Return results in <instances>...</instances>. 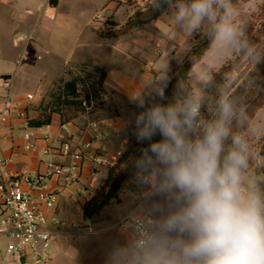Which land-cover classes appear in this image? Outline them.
I'll use <instances>...</instances> for the list:
<instances>
[{
    "label": "clouds",
    "instance_id": "obj_1",
    "mask_svg": "<svg viewBox=\"0 0 264 264\" xmlns=\"http://www.w3.org/2000/svg\"><path fill=\"white\" fill-rule=\"evenodd\" d=\"M165 28L154 73L129 95L139 144L104 264H264V41L236 0H150ZM204 36L169 103V51ZM171 42V48H167ZM226 66V68H225ZM219 70V71H218ZM219 76V79H218ZM159 135L160 139L154 140Z\"/></svg>",
    "mask_w": 264,
    "mask_h": 264
},
{
    "label": "rangeland",
    "instance_id": "obj_2",
    "mask_svg": "<svg viewBox=\"0 0 264 264\" xmlns=\"http://www.w3.org/2000/svg\"><path fill=\"white\" fill-rule=\"evenodd\" d=\"M236 3L241 5L243 12L247 13L252 38L264 41V0H236ZM75 4L76 9L72 13L59 16L51 30L50 28L43 30L41 25H36L35 31H32L37 13L34 15L29 10L32 12L37 8V0H21L10 13L3 11L0 15V77L13 78L11 81L13 97L26 93L34 97V100L29 102L31 109H37L36 104L41 103V110H45L47 106L51 109L58 108L64 121L83 119L85 122L107 121L114 126L118 124L120 129L117 130L118 136L115 138L116 148L121 152L118 161L126 149L136 141L131 135V128H127V139L124 132L132 113L139 110L129 102V98L122 91L115 87L119 85V75H117L119 73L115 71L119 70L122 75L131 78L133 73L129 71L136 61L140 70L138 74L141 73L139 78L142 81L147 72L150 76L154 73L156 61L165 52L164 45L158 42L159 29L165 28V18L161 17V13L156 19L138 23L125 34L118 35L117 31L123 29L130 19L137 23L150 18V15H146L148 11H152L149 7L150 0H119L116 5L120 11L115 10L111 15H100L95 19L92 18L90 8L83 9L84 12L88 11L87 14L81 13L80 7L83 3L78 0ZM90 23L91 29L102 39L90 31L88 27ZM13 26H17L20 32L18 34L24 32L27 36L22 35L21 38V35H14ZM17 38H21L22 41L18 46L14 45ZM206 41L207 39L202 35L194 37L190 52H185L183 40L178 41L176 50L169 51L168 55L171 79L182 70L184 61L193 48ZM35 43L41 48L35 49ZM26 45L28 53H26ZM166 47L170 49L171 42ZM25 54H27L26 58ZM145 57H152L148 60L150 67L147 66ZM108 74H110L109 79ZM260 74L264 77V65L260 66ZM73 80L77 82L79 100L88 98L86 104L58 102L64 83ZM248 103L254 109H264V92L259 95L249 94ZM259 145L264 146V140L259 141ZM116 152L117 150L114 153ZM117 161L110 168L114 167ZM106 179L98 182L95 193L103 186ZM127 189L128 187L120 193L119 200L112 199L100 214L94 216L95 220L106 219L97 225L98 227H93L91 222H78L77 230L94 228L105 230L113 225ZM83 202L85 200L77 202L74 211H78V204ZM66 223L67 228L72 230V223L67 221ZM112 234L113 232L110 231L99 236L75 234L69 239V244L90 257L84 264H100L104 261ZM6 246L4 238L0 237V264H15L7 256ZM92 247L93 257L88 252H84V250L91 251Z\"/></svg>",
    "mask_w": 264,
    "mask_h": 264
},
{
    "label": "crops",
    "instance_id": "obj_3",
    "mask_svg": "<svg viewBox=\"0 0 264 264\" xmlns=\"http://www.w3.org/2000/svg\"><path fill=\"white\" fill-rule=\"evenodd\" d=\"M20 1L21 0H0V15L3 14V11L4 12L7 11L10 13L13 9H15V7H17ZM77 1L78 0H37V8H35V10L32 12L29 10V12L34 15H36L37 13V20L33 22L34 25L32 31H35L34 28H36V25H41L43 30L47 28H50L51 30L53 28L54 22L57 21L59 16L72 13L76 9L75 3ZM79 1L83 3L82 6L80 7L82 11L81 13L86 12L87 14L88 11L85 10L84 12L83 9L90 8L91 9L90 13H92L91 15L93 19L99 17L100 15H111L115 10L120 11L119 9H117V5H116L117 1L119 0H79ZM91 23L88 25L90 31L98 36V33L91 29L90 27ZM17 29H18L17 26H13L14 35L20 33L19 30ZM18 35H21V38L22 35L25 37L27 36V34L24 32ZM21 43L22 41L17 39H15L14 41V45L16 46H18ZM35 46H36L35 49L41 48L36 43ZM26 53H28V47L26 49ZM26 57L27 54H25V58ZM151 58L152 57H145V62H147L148 67H150L148 60ZM75 62H81V61H75ZM137 66L138 65L136 64V61H134L132 67L130 68L131 71H129V73H133V75H131V78L126 75H122V73L119 70L115 71L116 73H119L117 74L119 75V81H118L119 85H115V87L120 91H122L123 94H125V96L128 98L130 93L135 89H139L141 87L142 82L150 76V73L147 72L145 74L146 76L144 77V80L142 81V79L139 78V75L141 73L138 74L140 70L137 68ZM2 77L3 76L0 77V105L8 100H12L14 103L18 105L19 110L23 111L26 116L25 118H21L18 115H16L11 120L10 124L0 127V158H6L10 160L8 169L11 173L19 174V173L43 172L46 170L45 161L49 159H54L55 161L62 163H70V159L64 157L63 155L46 156L43 155L42 151L46 146H58L60 143L66 141L68 138H70L72 141L76 140L77 138H82L85 141L93 140L96 135V131L93 128V124H97L98 126L97 133L104 134L105 136L104 139H102V141L94 140V148L100 146L105 147L106 156L108 157L111 164L99 168L95 176V182L93 183H91V178L89 176L91 165L86 164L83 170V178L80 189L81 191L77 192L73 190L72 192L66 193L60 197L56 214L64 221H67L70 224L72 223V227L74 230L67 228V223L66 226L60 229V233L56 237L52 245L50 258L46 263V264H75V263L84 264V262L87 261L90 257L82 254V252H80L77 248H74L71 244H69V239L73 235L79 234L81 236L82 235L99 236L104 232L110 231L113 232L111 241L117 235L115 231L116 222L105 230L98 228H94L93 230H77V226H78V222L80 223L91 222L93 227H98L97 225H99L101 222L106 220V219L95 220L94 217L91 219H86L83 214V206L86 203V201H89L94 195L99 184L98 182L99 181L102 182L104 179L107 178L109 168L115 163V161H117V158L121 153L116 148L117 145L115 142V138L118 136L117 130L120 129V126L118 124L115 126L111 125L107 121L97 122V121L87 120L88 122H85L83 119H78L74 121H64L59 114L54 113L52 115V121L50 125H46L40 128L30 127L28 125L29 119H38L41 117L42 110L38 109L40 108L41 103L36 104L37 109H31L29 107V102H31V100L27 99L28 94L26 93L24 95L22 94L21 96L17 95L13 97L11 91V81L13 78L10 76V79L3 80ZM109 77L110 74H108L107 78L109 79ZM32 89H34V87H32ZM32 100H34V97ZM64 125L66 126V128L69 129L71 133L70 136L63 130L62 127ZM26 134L31 135L30 141L38 145L39 151L37 153L24 151V146L26 145V143H28V141L25 139ZM46 136H49L51 138V141H49L48 143L44 140V137ZM115 150H117L116 153H114ZM84 190L90 193L89 199L82 194ZM82 200H85V202H83L82 204H78L79 210L74 211V205H76V203L79 201L82 202ZM75 216L77 217L76 219ZM2 238H4L5 242L7 243L6 238L5 237ZM111 241H109V245ZM93 251H94L93 247L91 248V251L84 250V252H88L90 256L92 255V257H93ZM100 264H104V261L101 262Z\"/></svg>",
    "mask_w": 264,
    "mask_h": 264
},
{
    "label": "built area",
    "instance_id": "obj_4",
    "mask_svg": "<svg viewBox=\"0 0 264 264\" xmlns=\"http://www.w3.org/2000/svg\"><path fill=\"white\" fill-rule=\"evenodd\" d=\"M27 99L32 100L33 96L28 94ZM16 115L26 117L12 100L1 104L0 127L10 124ZM62 128L70 136L69 129L65 125ZM93 128V140L68 138L58 146H46L43 155H63L70 163L49 159L43 172L13 174L8 169L10 160L0 158V236L6 238V254L15 264L48 262L52 245L60 229L66 226V221L56 214L60 197L73 190L81 191L86 164L91 165V183L100 167L111 164L105 147L94 148V140L102 141L105 136L97 133V124ZM25 139L28 143L24 151L37 153L39 147L30 141L31 135L26 134ZM44 140L48 143L51 138L46 136ZM82 194L90 198L88 191Z\"/></svg>",
    "mask_w": 264,
    "mask_h": 264
},
{
    "label": "trees",
    "instance_id": "obj_5",
    "mask_svg": "<svg viewBox=\"0 0 264 264\" xmlns=\"http://www.w3.org/2000/svg\"><path fill=\"white\" fill-rule=\"evenodd\" d=\"M164 11V9H154L152 11H148L146 15H150V18L141 20L137 23H134L133 19H130L123 29L117 31L116 34L122 35L125 34L128 30L136 26L138 23H144L146 21L156 19L160 16V14ZM208 46V41L205 43H199L195 46L190 53V55L185 59L182 70L170 79L168 87L165 91V99L159 100L158 103L167 104L173 98V95L176 91L178 81L186 78V73L191 67L190 57L192 55H199L205 48ZM72 98V100H70ZM80 95L77 91V82L75 80L64 83L61 93L59 94L58 102L60 104H73V105H81L83 103H87V99L79 100ZM54 105V104H53ZM59 107V104H57ZM56 106V105H55ZM42 108V104L40 105V109ZM56 113L61 116L58 108L51 109L49 106L45 107V110L42 109L41 117L38 119H29L28 125L30 127L40 128L46 125H50L52 121V115ZM160 139L159 135L154 137V140ZM147 147V142L144 144H139L136 141L130 145L123 155L118 159L116 165L109 169L107 179L103 186L95 193V195L83 206V214L86 219H91L94 216L100 214L103 209L109 205L112 199L119 200L120 193L129 187L130 181V173H131V162L136 157L141 154V149Z\"/></svg>",
    "mask_w": 264,
    "mask_h": 264
},
{
    "label": "water",
    "instance_id": "obj_6",
    "mask_svg": "<svg viewBox=\"0 0 264 264\" xmlns=\"http://www.w3.org/2000/svg\"><path fill=\"white\" fill-rule=\"evenodd\" d=\"M17 40H20V38H17ZM2 79L3 80H8V79H10V76H3Z\"/></svg>",
    "mask_w": 264,
    "mask_h": 264
}]
</instances>
